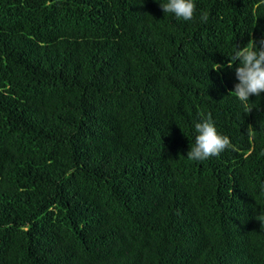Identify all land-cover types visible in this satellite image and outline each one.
I'll list each match as a JSON object with an SVG mask.
<instances>
[{"label":"trees","instance_id":"1","mask_svg":"<svg viewBox=\"0 0 264 264\" xmlns=\"http://www.w3.org/2000/svg\"><path fill=\"white\" fill-rule=\"evenodd\" d=\"M166 2L0 0V264H264V93L228 67L264 0ZM209 113L232 147L189 160Z\"/></svg>","mask_w":264,"mask_h":264},{"label":"clouds","instance_id":"2","mask_svg":"<svg viewBox=\"0 0 264 264\" xmlns=\"http://www.w3.org/2000/svg\"><path fill=\"white\" fill-rule=\"evenodd\" d=\"M164 13H172L177 19L190 21L194 18L196 5L194 0H167L160 5ZM201 19L207 21L205 13ZM239 61V66L235 69V77L238 83L234 85V94L239 101L247 104L250 96L259 97L264 93V39L250 42L244 47H237L230 57L228 67L232 63ZM216 70H220L222 65L216 64ZM246 113L252 111L251 108L245 109ZM198 133L195 138V145L190 148L187 158L193 161H204L211 157H218L225 150L232 147L229 137L220 134L212 120L211 114L202 115L200 122L195 124Z\"/></svg>","mask_w":264,"mask_h":264}]
</instances>
